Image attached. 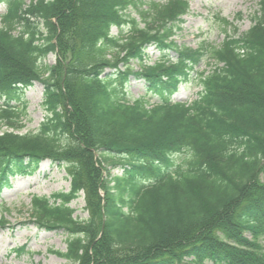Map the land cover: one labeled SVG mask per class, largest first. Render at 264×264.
I'll use <instances>...</instances> for the list:
<instances>
[{"label": "trees", "instance_id": "obj_1", "mask_svg": "<svg viewBox=\"0 0 264 264\" xmlns=\"http://www.w3.org/2000/svg\"><path fill=\"white\" fill-rule=\"evenodd\" d=\"M2 1L0 192L44 162L70 180L34 196L20 225L64 230L51 253L73 264H264V0L248 31L223 18V43L197 49L173 39L189 0ZM132 78L160 102L132 98ZM34 82L48 118L20 134L27 108L11 101ZM189 82L197 98L173 103Z\"/></svg>", "mask_w": 264, "mask_h": 264}, {"label": "rangeland", "instance_id": "obj_2", "mask_svg": "<svg viewBox=\"0 0 264 264\" xmlns=\"http://www.w3.org/2000/svg\"><path fill=\"white\" fill-rule=\"evenodd\" d=\"M260 1L190 0V12L183 18L184 23L181 25V30L177 31L173 39L178 45L193 49H197L203 42L220 45L225 39V34L222 31V19L226 18L230 22H234L240 32H246L253 25V18L259 11ZM27 2L29 3L30 0ZM6 11L7 4L0 2V28L2 27L1 16ZM112 32L114 35L118 34L116 28ZM147 54L149 57L147 62L150 64L160 57L154 47L150 48ZM170 56L173 59L176 58L174 53H170ZM55 62L56 58L52 54L44 60V63L48 65H54ZM134 66L137 70V62L134 63ZM214 68V61L206 60L197 70L209 72ZM44 90V85L36 82L32 86L22 89L18 99L12 101L13 106L21 109L25 105L27 108L26 116L22 118L23 128L17 133L35 134L42 123L47 120L48 112L44 106ZM127 90L132 98L146 96L151 105L160 102L156 94L147 91L144 83L135 78L131 79ZM200 90L201 88L196 87L194 82L181 84L178 93L173 96V102L195 100ZM4 101L0 100V106ZM177 158L180 159V157ZM108 169L112 176L122 173L120 169L111 167ZM259 180L264 183V173H260ZM69 190L70 181L64 168L56 164L52 165L50 162H44L27 177H17L11 180V187L0 193V218L5 217L8 222L5 228H0V264H73L51 253V251L66 250L68 234L64 230L48 232L40 230L32 224L19 225V223L25 222L28 217L26 212L30 209L33 196L51 197L59 192L67 193ZM71 206L76 210V218L81 221L89 218L85 209L84 194H81L80 198L74 201ZM7 208L9 211L6 210ZM22 248L25 249L22 251ZM205 264L213 263L207 261Z\"/></svg>", "mask_w": 264, "mask_h": 264}]
</instances>
